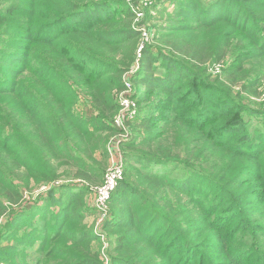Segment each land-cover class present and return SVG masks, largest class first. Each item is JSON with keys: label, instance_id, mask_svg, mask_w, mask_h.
<instances>
[{"label": "trees", "instance_id": "trees-1", "mask_svg": "<svg viewBox=\"0 0 264 264\" xmlns=\"http://www.w3.org/2000/svg\"><path fill=\"white\" fill-rule=\"evenodd\" d=\"M122 1L0 0V264L108 261L83 222L140 42ZM169 11L160 29L147 22L129 76L138 117L100 227L109 264H264V0H164ZM81 98L90 117L73 110ZM170 164L189 177L156 168Z\"/></svg>", "mask_w": 264, "mask_h": 264}, {"label": "built area", "instance_id": "built-area-1", "mask_svg": "<svg viewBox=\"0 0 264 264\" xmlns=\"http://www.w3.org/2000/svg\"><path fill=\"white\" fill-rule=\"evenodd\" d=\"M130 11L134 15V24L137 31L140 33V42L136 51V62L132 70L123 76V90L116 93L115 101L118 106L116 114L111 119L110 123L117 134L111 139L110 146H117L121 143L128 142L131 138L130 124L138 117V105L133 99V92L135 94L133 84L129 80V76L138 69V60L141 52L144 49L148 40L153 37L150 25L145 21L148 10H152L160 0H123ZM222 64L213 68L212 73L218 74L221 70ZM262 108L264 109V93L258 99ZM119 152V151H118ZM120 153V152H119ZM117 161L113 162L104 172L102 184L93 188L95 193L94 205L97 209L103 210L107 207V202L110 199L112 192L115 190L117 184L122 180L124 174V166L122 156Z\"/></svg>", "mask_w": 264, "mask_h": 264}, {"label": "rangeland", "instance_id": "rangeland-1", "mask_svg": "<svg viewBox=\"0 0 264 264\" xmlns=\"http://www.w3.org/2000/svg\"><path fill=\"white\" fill-rule=\"evenodd\" d=\"M163 1L164 0H160L158 3H156L155 6H153L152 10L146 11L147 16L145 17L146 18L145 21L153 24V26H155V28H157V29H160L163 26V24L166 23V18H167V16H169V13L171 12V11L163 12V13L161 12L163 10ZM205 1L207 3L212 2V0H205ZM123 3H125V2H123ZM169 8H170V10H172L173 6H170ZM150 11L152 12L151 15H149ZM149 16H151V17H149ZM152 16H154V17H152ZM163 19H164V21H163ZM232 58H233V54H230L227 57V59L225 60V62L222 65L220 70H222L223 68L229 67L230 64L232 63ZM263 93H264V86H263ZM133 95H134V92H133ZM251 100H253V99H251ZM81 103H83V105H81L79 103L78 107L74 106L73 110H74V112H78L87 118V117H89L88 116V107H87L88 100L83 99V101ZM257 103L260 105L259 101H257ZM260 107H261L260 110L264 112L262 105ZM257 121H260V120H255L254 123H256ZM110 126H111V123H110ZM114 131H116V130H114ZM116 134H117V132H116ZM113 137H111L106 144V148L108 151V158H107V165H106L105 170L113 162H115L119 158H121L120 155L122 156L121 151H122V145L124 143L119 144L118 148H117V146H114V145L110 146V141ZM96 158L100 159L99 153L96 154ZM122 161H123V156H122ZM156 168L160 172H162V174H165L167 179L179 180V179L189 177V174H187L186 171H183L182 168L178 165H172V164L163 165V166L158 165V166H156ZM66 183L67 184L71 183L72 185H74L77 188H83V187L79 186L80 184L78 183V181H74V182L65 181V182H61L60 185H63ZM87 189L89 191V196L87 198V211H86V216H85L83 224L85 227H88L89 229H91L92 233H95L98 236L97 237L98 240H96V243H95V248L97 249V251L99 250V252H101V254L105 257L106 260L108 259L107 262L102 261L103 264H109L108 252L110 251L112 243H111V241H109L108 237L104 234V232L101 231L100 227H102L103 223L107 220L108 214L110 213V208L107 205V207L103 210L97 209L94 205V200H95L94 190L92 187L91 188L87 187ZM48 190H49L48 187H43V188H40L39 190H36L34 192H26L27 194L24 197L26 200V203L30 204V203L35 202V200L38 199L41 195L45 196L47 194ZM2 225H3V218L0 219V228Z\"/></svg>", "mask_w": 264, "mask_h": 264}, {"label": "crops", "instance_id": "crops-1", "mask_svg": "<svg viewBox=\"0 0 264 264\" xmlns=\"http://www.w3.org/2000/svg\"><path fill=\"white\" fill-rule=\"evenodd\" d=\"M84 98L80 99V104L83 105V103H81L83 101ZM85 100V99H84ZM88 107V106H87ZM93 111L91 110V108L88 107V116L90 117L91 115H93Z\"/></svg>", "mask_w": 264, "mask_h": 264}]
</instances>
